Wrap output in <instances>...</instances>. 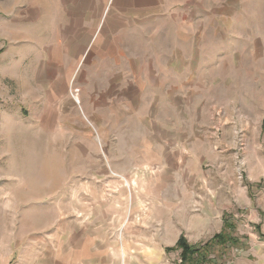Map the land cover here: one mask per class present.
I'll use <instances>...</instances> for the list:
<instances>
[{
	"label": "crops",
	"instance_id": "obj_1",
	"mask_svg": "<svg viewBox=\"0 0 264 264\" xmlns=\"http://www.w3.org/2000/svg\"><path fill=\"white\" fill-rule=\"evenodd\" d=\"M199 1L0 0V110L33 114L37 128L75 130L70 143L87 134L104 165L99 172L124 177L147 169L176 176L181 185L189 172H208L219 158L220 130L233 120L249 126L233 119L234 105L249 103L243 89L249 82L263 88L264 73L250 78L234 63L237 33L218 23V12L199 10ZM235 89L244 102L235 101ZM243 111L241 119H249ZM145 187V224L158 232L145 236L143 248L126 230L118 242L88 230L82 256L67 249L69 264H139L138 257L179 264L180 238L194 247L220 233L233 239L235 215L227 211L233 202L205 205L190 228L186 214L180 216L188 211L180 187L172 195L169 184ZM245 192L243 209H251ZM137 205L129 202V216ZM243 227L257 231L259 238L241 235L259 247L245 248L238 238L235 264H264V230Z\"/></svg>",
	"mask_w": 264,
	"mask_h": 264
},
{
	"label": "rangeland",
	"instance_id": "obj_2",
	"mask_svg": "<svg viewBox=\"0 0 264 264\" xmlns=\"http://www.w3.org/2000/svg\"><path fill=\"white\" fill-rule=\"evenodd\" d=\"M197 7L203 13L218 12V23L237 33L230 57L235 58L234 63L242 64L250 78L261 77L264 0H200ZM250 83L248 92L243 89L249 103L235 104L233 118L238 117L249 126L241 128L233 120V125L223 127L216 151L219 158L207 165L208 172H189L183 185L176 176L163 177L160 172H146L147 169L121 172L124 177L99 172L104 165L99 161L97 145L89 143L87 134L70 143L75 130L37 128L33 114L11 107L0 110V264H33L35 259L37 264H55L56 255L59 264H69L72 254L68 257L67 249L77 248L82 256L85 249L81 246L87 240H82L81 235L87 237L88 230L101 232L117 242L125 230L129 231L132 238L141 240L137 247L142 249L145 236L158 232L145 224L150 201L145 199L143 190L145 186L163 184L170 185L171 195L180 187L181 197L191 212L180 211V216L186 214L190 228L198 226L190 219L201 215L205 205L233 202L234 207L227 210L230 216L235 215L230 237L233 239L224 245H211L206 253L193 257L190 264H235L242 249L237 246L238 238L245 248H258L255 241L249 246L241 235L251 232L259 238L252 228L261 226L264 230V87ZM240 94L241 90L235 89L234 99L244 102L245 97ZM242 109L249 119H241ZM211 145L216 146L213 142ZM247 189L251 209H243V202H248ZM130 201L138 204V213L131 216ZM247 224L252 230L243 227ZM171 256L173 260L178 258ZM138 259L139 264H145L144 258ZM124 260L127 261L126 256Z\"/></svg>",
	"mask_w": 264,
	"mask_h": 264
},
{
	"label": "trees",
	"instance_id": "obj_3",
	"mask_svg": "<svg viewBox=\"0 0 264 264\" xmlns=\"http://www.w3.org/2000/svg\"><path fill=\"white\" fill-rule=\"evenodd\" d=\"M229 238L224 233H220L213 237L210 241L205 243L204 245H200L197 247L189 246L188 243L180 238L177 242V249L180 250L179 264H190L193 263V257H200L202 253H206V250L210 248L211 245L214 244H226Z\"/></svg>",
	"mask_w": 264,
	"mask_h": 264
}]
</instances>
